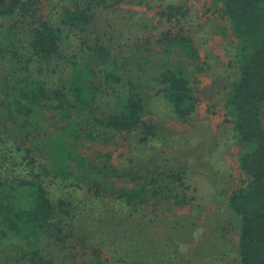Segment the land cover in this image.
<instances>
[{"label":"trees","instance_id":"1","mask_svg":"<svg viewBox=\"0 0 264 264\" xmlns=\"http://www.w3.org/2000/svg\"><path fill=\"white\" fill-rule=\"evenodd\" d=\"M71 1L62 7L59 24L40 20L29 46L14 49V95L6 91L12 100L3 108L6 129L0 128V264H70L81 247L94 255L88 264H145L138 260L140 245L130 254L136 261L114 256L124 250L125 236L136 238L132 243L142 237L144 206L160 198L171 201L173 191L166 184L182 185L183 174H143L140 167L114 166L110 155L96 153L93 159L79 149L85 143L105 147L126 132L147 144L158 131L156 123L144 121L155 100L165 102L174 119L187 122L199 102L193 83L206 72L207 62L181 27L190 12L184 3L168 4L159 13L167 26L154 37L137 38L126 55L96 42L81 55L67 56L62 46L69 34L85 31L95 5L106 0ZM214 1L238 40L235 80L225 102L242 146L238 166L247 178L228 203L240 221L236 264H264V0ZM38 11V1L0 0L3 19L34 22ZM131 61L135 66L127 69ZM116 181L126 185L116 187ZM75 191L109 202L108 209L94 212L96 221L100 215L112 228L120 227L111 243L101 245L109 244L113 257L99 256L98 241L88 245L85 225L78 231L85 213L77 210ZM125 211L141 221L130 224Z\"/></svg>","mask_w":264,"mask_h":264},{"label":"rangeland","instance_id":"2","mask_svg":"<svg viewBox=\"0 0 264 264\" xmlns=\"http://www.w3.org/2000/svg\"><path fill=\"white\" fill-rule=\"evenodd\" d=\"M27 1H38L39 17L36 22L30 18L24 22L14 17L0 18L2 129H6L3 123L7 116L3 108L12 100L6 91L14 95V49L22 44L29 46L33 27L40 20L59 24L65 13L62 7L72 5L71 0ZM182 3L190 12L181 27L199 47L201 60L207 62L204 66L206 72L203 76H196L197 81L193 83L199 102L192 117L187 122L178 121L171 116L165 102L155 100L149 106L144 121L156 123L158 131L147 144L138 142L137 133L126 132L117 134L105 147L85 143L79 149L93 159L96 153L106 158L110 155V162L114 166L140 167L143 174L154 175L157 171L166 175L183 174L182 185L174 180L166 184L173 191H170L173 197L171 201L160 198L156 200L158 202L152 200L144 206L146 219L141 222L144 236L142 234L134 243L131 240L136 238L130 234L125 236L124 250L115 253V256L109 252V244L106 247L101 245L111 243L112 232L120 227L112 228L99 215L98 219L104 221V224H100L94 212H100L104 207L108 209L109 202H99L83 191L74 192L78 200L77 210L85 213V220L78 224V231L82 233L85 225L91 234L88 245L98 241L97 247L102 249L99 256L103 260L113 256L117 260L135 256L130 254L140 245L138 260L145 261V264H236L240 221L229 209L228 203L233 192L246 185L247 178L238 166L242 146L237 144L233 135V125L229 122L225 106L235 80L238 40L220 5L214 0H123L118 5L106 0L95 5L90 26L83 32L73 30L62 48L67 56H71L81 53L86 45L92 46L98 42L112 54L126 55L137 38L154 37L167 26L159 13L168 4ZM134 66V61H131L126 68ZM149 74L153 76L154 71ZM51 115L47 113L46 117ZM125 185L123 181H116V187ZM55 194L57 198L63 196L59 188ZM122 214L130 224L141 221L138 216L131 218L127 211ZM76 253L75 257L70 258V264H88L94 256L87 247L79 248ZM136 259V256L130 258L131 261ZM108 264H112V261Z\"/></svg>","mask_w":264,"mask_h":264}]
</instances>
